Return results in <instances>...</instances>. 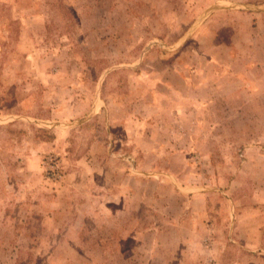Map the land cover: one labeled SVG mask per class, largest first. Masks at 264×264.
I'll return each mask as SVG.
<instances>
[{"label": "rangeland", "instance_id": "rangeland-1", "mask_svg": "<svg viewBox=\"0 0 264 264\" xmlns=\"http://www.w3.org/2000/svg\"><path fill=\"white\" fill-rule=\"evenodd\" d=\"M216 66L251 94L177 126ZM0 264H264V0H0Z\"/></svg>", "mask_w": 264, "mask_h": 264}, {"label": "crops", "instance_id": "crops-1", "mask_svg": "<svg viewBox=\"0 0 264 264\" xmlns=\"http://www.w3.org/2000/svg\"><path fill=\"white\" fill-rule=\"evenodd\" d=\"M228 59V60H227ZM224 58L226 62L231 63V61L237 60L233 57H227ZM232 59V60H231ZM241 61H249L248 57H240ZM213 61V60H212ZM217 63L216 61H214ZM246 72H242L240 74H234L230 73L228 70H221L220 66H216L215 71H208L206 74L203 72L198 74V71H194V77H187L184 78V81H182V92L179 94L178 89L171 90L172 92L177 93L175 95V98H171L173 100L172 104L170 105L171 111L170 114L173 116V120L176 122L177 126L184 127L188 125L184 119L186 118L189 120V122H192L193 124L189 127L192 131L195 130V128L200 127L199 125L204 124V119L206 118V113H203L204 111L209 110H216V113L219 111V114H223L224 117H216L215 120L222 121L225 119V113L226 110L231 109V102H227L225 98L233 97L237 95L238 93H241L244 95L251 94L248 88H243L242 86L234 91V89L230 92H228V96L224 98L226 89L223 88L220 84H233L232 82H240L243 80V75ZM242 84V83H241ZM169 95H171V92H168ZM224 98V99H223ZM203 119V120H202ZM207 121H210L207 120ZM232 118H227L225 121V124H228L229 126L232 123ZM211 124V123H210ZM209 126V125H208ZM151 128L154 130L156 126H151ZM154 132V136H155ZM179 135H174L172 138L174 140H181L182 138L178 137ZM182 137H184V143L185 144H191L190 142H194V136H190L188 133L182 134ZM132 144L134 148H138L141 150L142 154L149 155L152 158L154 157L157 159H163L162 156L165 152L162 149L163 146H160L159 141L156 139V137H153V134L149 135H140L138 138L132 141ZM183 151V152H182ZM180 153L183 155V157H188L187 150H182ZM186 168H188V165H185ZM163 171V169H161ZM164 172V171H163Z\"/></svg>", "mask_w": 264, "mask_h": 264}, {"label": "built area", "instance_id": "built-area-1", "mask_svg": "<svg viewBox=\"0 0 264 264\" xmlns=\"http://www.w3.org/2000/svg\"><path fill=\"white\" fill-rule=\"evenodd\" d=\"M55 164H51L50 166H52L50 168V172L48 173V178L51 179V180H57V179H60V175L57 171V167L54 166Z\"/></svg>", "mask_w": 264, "mask_h": 264}, {"label": "water", "instance_id": "water-1", "mask_svg": "<svg viewBox=\"0 0 264 264\" xmlns=\"http://www.w3.org/2000/svg\"><path fill=\"white\" fill-rule=\"evenodd\" d=\"M217 8H218V6H212L210 9H208L207 13L208 12H211L212 10H216ZM250 10H253V11H262L263 9L253 8V9H250Z\"/></svg>", "mask_w": 264, "mask_h": 264}]
</instances>
